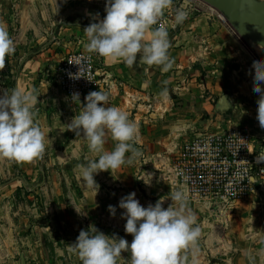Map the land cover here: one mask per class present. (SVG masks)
<instances>
[{
	"label": "rangeland",
	"instance_id": "374dc122",
	"mask_svg": "<svg viewBox=\"0 0 264 264\" xmlns=\"http://www.w3.org/2000/svg\"><path fill=\"white\" fill-rule=\"evenodd\" d=\"M105 5L106 0H0V23L6 26L16 46L15 54L7 58L6 68L0 72V95L3 91L10 94L13 89L34 90L39 100L36 121L46 136L42 159L31 163L0 159V264H82L69 248L80 230H87L90 225L106 235L115 234L132 242L133 237L124 230L126 220L121 218L122 197L135 192L142 206L163 199V207L167 208L172 203L171 194L181 190L170 183L165 166L150 163L141 167L138 159L132 165L95 175L100 185L97 194L80 179L79 165L97 157L82 135L67 131V124L86 102L76 104L64 94L57 85L54 66L57 58H65L80 45V30L87 27L84 24L88 19L94 22L97 13L98 19L104 18ZM177 8L189 9L188 15L210 12L221 27L231 32L237 47L249 51L252 62L253 58L264 60V51L256 43L246 42L216 8L202 0H173V7L164 15L175 21ZM236 85L239 90L254 94L253 80ZM226 101L225 114L238 117L241 121L237 125L245 122L255 129L257 100H236L231 106L228 97ZM149 126L148 132L153 135L148 136L154 141L163 139L148 147L136 144L149 157L172 155L176 146L195 133L215 129L196 126L175 140L168 122ZM105 139V150L112 151L116 142L110 134ZM141 178L151 180L150 186ZM188 204L202 230L197 264H264V183L228 208L212 207L191 197ZM109 205L116 207L114 217L108 211ZM192 259L189 254L187 264H192ZM130 260V252L122 253L118 264H130Z\"/></svg>",
	"mask_w": 264,
	"mask_h": 264
},
{
	"label": "clouds",
	"instance_id": "9594fccd",
	"mask_svg": "<svg viewBox=\"0 0 264 264\" xmlns=\"http://www.w3.org/2000/svg\"><path fill=\"white\" fill-rule=\"evenodd\" d=\"M172 7L173 0H106L104 18L98 19L97 13L94 22L83 30L88 38L86 51L113 63L122 62L130 70L137 64L139 54V65L170 71L174 60L169 55L171 42L162 18L165 10ZM187 16L186 8H177L175 23L181 24ZM255 46L264 51V42ZM15 50L14 40L0 23V72ZM252 68L255 70L253 92L259 96L256 119L264 129V60L254 61ZM69 77L80 76L69 73ZM160 95L167 97L168 89L164 88ZM71 98L74 103H80L79 93H73ZM38 101L34 90L13 89L10 94L3 91L0 95V159L31 163L46 154V136L36 121ZM85 101L79 114L67 124V131L82 135L97 157L79 165L80 179L97 194L100 185L95 175L113 172L125 164L132 165L143 153L136 147L137 125L127 112L108 106L110 94L102 86L98 91L89 92ZM109 134L116 142L112 151L104 147ZM127 153L131 155L126 156ZM256 163H264V153L256 156ZM141 179L150 186L151 180ZM170 199L172 203L164 208L163 199L144 207L135 192L122 197L119 201V208L124 210L121 218L126 220L124 230L133 237L132 242L129 244L115 234L106 235L90 225L87 230H80L69 251L76 254L82 264H118L122 253L129 252L130 264H187L189 254L193 257L192 264H197L198 241L202 234L197 216L189 207L183 190L173 192ZM108 211L113 217L116 215L115 206L109 205Z\"/></svg>",
	"mask_w": 264,
	"mask_h": 264
},
{
	"label": "crops",
	"instance_id": "0c3cea01",
	"mask_svg": "<svg viewBox=\"0 0 264 264\" xmlns=\"http://www.w3.org/2000/svg\"><path fill=\"white\" fill-rule=\"evenodd\" d=\"M90 23L88 19L84 25ZM80 33V45L73 50L88 43L84 31L80 30ZM168 34L171 42L169 55L174 60L168 72L139 65V54L137 64L131 70L122 62L113 63L103 57L104 63L114 70L121 82L108 91V106L127 112L129 119L137 125L138 143L142 147L163 141H154L153 134L148 132L153 122H168L173 138L178 140L196 126H211L216 130L226 127L228 118L238 124L241 121L238 117L218 111L217 102L221 97L227 96L230 106L236 100L254 102L259 99L258 94L239 90L236 85L240 82L243 86L248 79L252 82L253 78L249 76L254 74V58L252 62L249 51L237 47L231 32L221 27L210 12L188 15L178 30ZM57 59L55 71L64 57ZM235 86L237 88L233 91ZM164 88L168 89L167 97L160 95ZM215 98H218L217 102H214ZM214 113L217 114L213 117ZM255 124L256 133L264 137V129L260 128L258 120ZM169 145L166 146L169 148Z\"/></svg>",
	"mask_w": 264,
	"mask_h": 264
},
{
	"label": "built area",
	"instance_id": "2783aa9c",
	"mask_svg": "<svg viewBox=\"0 0 264 264\" xmlns=\"http://www.w3.org/2000/svg\"><path fill=\"white\" fill-rule=\"evenodd\" d=\"M162 23L168 32L176 31L177 24L168 16H163ZM69 73H78L80 77L70 78ZM56 82L70 100L73 93H79L80 102H86L85 96L98 91L100 86L108 92L114 85H121L103 57L88 53L86 48L65 56L57 67ZM171 152L172 155L163 157H149L142 152L138 158L140 166H165L173 186L209 206L231 207L264 183V163H256V156L264 153V139L245 122L237 125L228 118L226 127L195 133Z\"/></svg>",
	"mask_w": 264,
	"mask_h": 264
},
{
	"label": "water",
	"instance_id": "95a60500",
	"mask_svg": "<svg viewBox=\"0 0 264 264\" xmlns=\"http://www.w3.org/2000/svg\"><path fill=\"white\" fill-rule=\"evenodd\" d=\"M202 1L216 8L246 42H264V0ZM226 97L218 100V111L228 107Z\"/></svg>",
	"mask_w": 264,
	"mask_h": 264
}]
</instances>
